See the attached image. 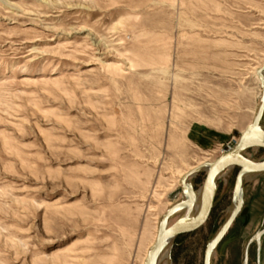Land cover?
Returning <instances> with one entry per match:
<instances>
[{
  "label": "rangeland",
  "instance_id": "rangeland-1",
  "mask_svg": "<svg viewBox=\"0 0 264 264\" xmlns=\"http://www.w3.org/2000/svg\"><path fill=\"white\" fill-rule=\"evenodd\" d=\"M263 66L264 0H0V264H144L180 175L253 121ZM237 173L160 264H203ZM243 200L212 264H243L264 174Z\"/></svg>",
  "mask_w": 264,
  "mask_h": 264
},
{
  "label": "water",
  "instance_id": "water-1",
  "mask_svg": "<svg viewBox=\"0 0 264 264\" xmlns=\"http://www.w3.org/2000/svg\"><path fill=\"white\" fill-rule=\"evenodd\" d=\"M258 76L261 80V96L252 123L240 135L239 141L231 151L223 153L215 162L206 164L182 178L181 193L183 199L171 206L162 217L159 223L157 240L149 250L145 264H160L159 259L167 246L172 247L173 242L179 236L191 234L207 223L214 208L218 186L221 181L220 176L228 170L238 169L233 187V209L223 226L205 248L203 264H212L218 246L225 239L244 207L243 186L245 178L250 175L264 174V159L254 161L245 156V153L250 150H264V128L262 126L264 118V67L258 71ZM202 173L205 174V179L201 188L196 191L192 181ZM199 191L201 193L200 210L192 216L191 213L195 207ZM173 219H176L175 222L170 224ZM263 237L264 228L260 229L251 238L243 264L249 263L248 249L252 244L257 245L259 254Z\"/></svg>",
  "mask_w": 264,
  "mask_h": 264
},
{
  "label": "bare ground",
  "instance_id": "bare-ground-1",
  "mask_svg": "<svg viewBox=\"0 0 264 264\" xmlns=\"http://www.w3.org/2000/svg\"><path fill=\"white\" fill-rule=\"evenodd\" d=\"M264 67V66H263ZM263 67H261V68H263ZM260 68V69H261ZM260 69H258L257 70V73H256V75H257V78H258V80H259V84H260V88H261V80H260V78H259V76H258V71L260 70ZM260 91H261V89H260ZM260 96H261V94H260ZM256 114V113H255ZM254 119V118H253ZM252 123V122H251ZM250 125V124H249ZM248 125V126H249ZM247 126V127H248ZM246 127V128H247ZM246 130V129H245ZM245 130H244V132H245ZM243 132V133H244ZM222 155V154H221ZM216 161V160H215ZM214 161V162H215ZM213 163V162H212ZM206 164H210V163H205V164H202V165H200V166H198V167H195V168H192V169H190V170H188L187 172H185V173H183V174H181L180 175V177H179V183H180V187H181V180H182V178L184 177V176H186L187 174H189L190 172H192V171H194V170H196V169H198V168H200V167H202V166H204V165H206ZM227 173V172H226ZM225 176H227L225 173L224 174H222L221 176H220V179H222V178H224ZM200 206H201V193H200V191L197 193V200H196V204H195V207H194V211H195V214H197V212H199V210H200ZM166 214V213H165ZM193 215H194V213H193ZM158 229H159V225H158ZM158 231V230H157ZM157 235H158V232H157ZM157 235H156V240H157ZM154 242H156V241H154ZM154 244L155 243H152V245L148 248V250L146 251V255H145V257H144V259H143V263L145 264V261H146V259H147V256H148V252H149V250L154 246ZM170 248H171V246L169 245V246H167L166 248H165V250L163 251V253H162V255H161V257H160V259H159V263H162V262H168L169 261V257H170Z\"/></svg>",
  "mask_w": 264,
  "mask_h": 264
},
{
  "label": "crops",
  "instance_id": "crops-1",
  "mask_svg": "<svg viewBox=\"0 0 264 264\" xmlns=\"http://www.w3.org/2000/svg\"><path fill=\"white\" fill-rule=\"evenodd\" d=\"M257 184H258V183H257ZM254 185H256V183H254ZM262 228H264V218H263V220H262V226L258 229V231H259L260 229H262ZM258 231H256L255 234H256ZM255 234H254V235H255ZM254 235H253V236H254ZM253 236H251V238H252ZM251 238L249 239V241H248V243H247V245H246L245 254H246V251H247V248H248V244H249ZM253 257H254V260H253V262H251V260H250V256H249V264H264V237H263L262 240H261V247H260V252H259V254H258L257 245H256V247H254ZM244 258H245V255H244ZM243 262H244V260H243Z\"/></svg>",
  "mask_w": 264,
  "mask_h": 264
},
{
  "label": "flooded vegetation",
  "instance_id": "flooded-vegetation-1",
  "mask_svg": "<svg viewBox=\"0 0 264 264\" xmlns=\"http://www.w3.org/2000/svg\"><path fill=\"white\" fill-rule=\"evenodd\" d=\"M254 247H256V244L254 243V244H252L250 247H249V249H248V259H249V251H251V253H253L254 252ZM249 264V263H248Z\"/></svg>",
  "mask_w": 264,
  "mask_h": 264
},
{
  "label": "built area",
  "instance_id": "built-area-1",
  "mask_svg": "<svg viewBox=\"0 0 264 264\" xmlns=\"http://www.w3.org/2000/svg\"><path fill=\"white\" fill-rule=\"evenodd\" d=\"M236 145V144H235ZM233 148H231L230 146H228L227 147V149L224 151V153H226V152H229V151H231Z\"/></svg>",
  "mask_w": 264,
  "mask_h": 264
}]
</instances>
